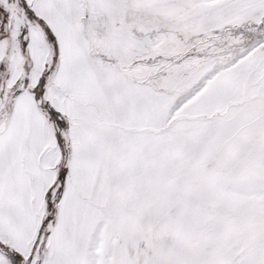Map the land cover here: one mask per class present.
<instances>
[{"label": "snow or ice", "instance_id": "1", "mask_svg": "<svg viewBox=\"0 0 264 264\" xmlns=\"http://www.w3.org/2000/svg\"><path fill=\"white\" fill-rule=\"evenodd\" d=\"M0 264H264V0H0Z\"/></svg>", "mask_w": 264, "mask_h": 264}]
</instances>
